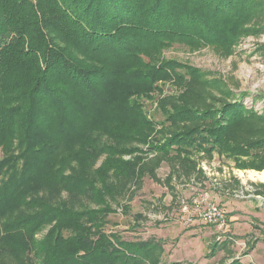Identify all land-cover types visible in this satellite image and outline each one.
<instances>
[{
	"label": "trees",
	"instance_id": "trees-1",
	"mask_svg": "<svg viewBox=\"0 0 264 264\" xmlns=\"http://www.w3.org/2000/svg\"><path fill=\"white\" fill-rule=\"evenodd\" d=\"M255 18L264 0H0V264H162L161 242L106 231L157 156L248 169L264 151L244 136L249 112L199 110V72L162 52L230 49ZM159 83L181 93L161 123L138 101Z\"/></svg>",
	"mask_w": 264,
	"mask_h": 264
},
{
	"label": "rangeland",
	"instance_id": "rangeland-1",
	"mask_svg": "<svg viewBox=\"0 0 264 264\" xmlns=\"http://www.w3.org/2000/svg\"><path fill=\"white\" fill-rule=\"evenodd\" d=\"M244 30L230 49L175 45L162 52V60L176 61L199 72L200 86L195 89L199 110H220L225 103L241 105L251 115L244 136L258 141L264 138V19L250 20ZM156 86L158 90L149 99L138 101L147 118L161 123L160 101L181 93L170 84ZM155 128L156 133L161 129L159 125ZM143 157L155 158L146 153ZM226 157L157 156V165L150 167L156 178L147 175L134 198L122 200L123 206L130 207L128 213L117 206L110 210L107 233L127 242H161L162 264H230L234 259L264 264V181L249 176L251 172L264 173V151L245 160L250 162L248 169ZM200 171L204 176L199 178ZM201 202L202 207L214 204L223 208V227L205 224L196 215L193 206ZM233 214L239 215L234 224ZM138 216L140 220H136Z\"/></svg>",
	"mask_w": 264,
	"mask_h": 264
},
{
	"label": "built area",
	"instance_id": "built-area-1",
	"mask_svg": "<svg viewBox=\"0 0 264 264\" xmlns=\"http://www.w3.org/2000/svg\"><path fill=\"white\" fill-rule=\"evenodd\" d=\"M201 203H195L193 206V211L196 215L208 225L220 226L223 227L226 223V212L219 205L208 204L202 207ZM185 211L188 210L187 207H184Z\"/></svg>",
	"mask_w": 264,
	"mask_h": 264
},
{
	"label": "bare ground",
	"instance_id": "bare-ground-1",
	"mask_svg": "<svg viewBox=\"0 0 264 264\" xmlns=\"http://www.w3.org/2000/svg\"><path fill=\"white\" fill-rule=\"evenodd\" d=\"M249 176L253 180H261L264 181V173H256V172H251L249 173Z\"/></svg>",
	"mask_w": 264,
	"mask_h": 264
},
{
	"label": "crops",
	"instance_id": "crops-1",
	"mask_svg": "<svg viewBox=\"0 0 264 264\" xmlns=\"http://www.w3.org/2000/svg\"><path fill=\"white\" fill-rule=\"evenodd\" d=\"M236 216L238 217L239 215L238 214H233L232 217H231L233 224L236 222ZM233 224H232V226H234Z\"/></svg>",
	"mask_w": 264,
	"mask_h": 264
}]
</instances>
